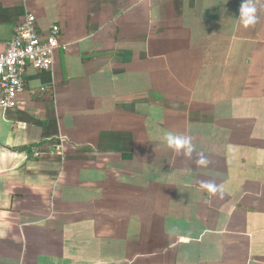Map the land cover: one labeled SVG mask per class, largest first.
I'll list each match as a JSON object with an SVG mask.
<instances>
[{
  "label": "crops",
  "instance_id": "crops-1",
  "mask_svg": "<svg viewBox=\"0 0 264 264\" xmlns=\"http://www.w3.org/2000/svg\"><path fill=\"white\" fill-rule=\"evenodd\" d=\"M242 2L0 0V52L30 13L67 44L0 107V264H264V7L243 27Z\"/></svg>",
  "mask_w": 264,
  "mask_h": 264
},
{
  "label": "built area",
  "instance_id": "built-area-1",
  "mask_svg": "<svg viewBox=\"0 0 264 264\" xmlns=\"http://www.w3.org/2000/svg\"><path fill=\"white\" fill-rule=\"evenodd\" d=\"M67 48L60 40V26L54 24L47 33L40 31L32 13L18 25L17 33L6 50L0 52V107L13 108L25 90L28 66L38 70H54L56 53ZM41 94L46 92L41 87Z\"/></svg>",
  "mask_w": 264,
  "mask_h": 264
},
{
  "label": "clouds",
  "instance_id": "clouds-1",
  "mask_svg": "<svg viewBox=\"0 0 264 264\" xmlns=\"http://www.w3.org/2000/svg\"><path fill=\"white\" fill-rule=\"evenodd\" d=\"M261 7H264V0H243L240 5L239 16L236 18L239 25L243 27L254 26L258 22V12ZM164 139L167 146L176 152L183 151L186 155L191 156L194 151L191 136L168 132ZM197 164L200 166H206L208 160L201 154L197 159ZM201 186L213 194L219 191L217 186L211 182L202 181Z\"/></svg>",
  "mask_w": 264,
  "mask_h": 264
}]
</instances>
